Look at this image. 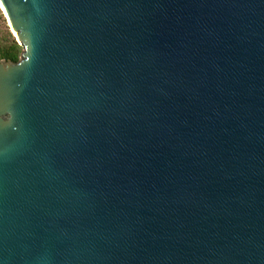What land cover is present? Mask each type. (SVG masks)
<instances>
[{"label": "water", "instance_id": "95a60500", "mask_svg": "<svg viewBox=\"0 0 264 264\" xmlns=\"http://www.w3.org/2000/svg\"><path fill=\"white\" fill-rule=\"evenodd\" d=\"M0 4V264H264V0Z\"/></svg>", "mask_w": 264, "mask_h": 264}, {"label": "trees", "instance_id": "16d2710c", "mask_svg": "<svg viewBox=\"0 0 264 264\" xmlns=\"http://www.w3.org/2000/svg\"><path fill=\"white\" fill-rule=\"evenodd\" d=\"M0 18L3 19L0 11ZM22 52V46L17 43L13 35L6 30L4 40L0 42V60H8L10 62H17Z\"/></svg>", "mask_w": 264, "mask_h": 264}, {"label": "rangeland", "instance_id": "374dc122", "mask_svg": "<svg viewBox=\"0 0 264 264\" xmlns=\"http://www.w3.org/2000/svg\"><path fill=\"white\" fill-rule=\"evenodd\" d=\"M2 17H3V19L0 18V42H2L4 40V37L6 36V30H8L11 33V35H13V33L10 31V29L7 26V22L3 16V14H2ZM13 37H14V35H13Z\"/></svg>", "mask_w": 264, "mask_h": 264}, {"label": "snow or ice", "instance_id": "6c2138e0", "mask_svg": "<svg viewBox=\"0 0 264 264\" xmlns=\"http://www.w3.org/2000/svg\"><path fill=\"white\" fill-rule=\"evenodd\" d=\"M3 8V4H0V9H2Z\"/></svg>", "mask_w": 264, "mask_h": 264}, {"label": "bare ground", "instance_id": "6f19581e", "mask_svg": "<svg viewBox=\"0 0 264 264\" xmlns=\"http://www.w3.org/2000/svg\"><path fill=\"white\" fill-rule=\"evenodd\" d=\"M3 10V9H2ZM14 35H15V33L14 32H12Z\"/></svg>", "mask_w": 264, "mask_h": 264}]
</instances>
